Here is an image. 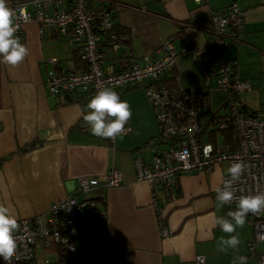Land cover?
Instances as JSON below:
<instances>
[{
	"label": "crops",
	"instance_id": "crops-1",
	"mask_svg": "<svg viewBox=\"0 0 264 264\" xmlns=\"http://www.w3.org/2000/svg\"><path fill=\"white\" fill-rule=\"evenodd\" d=\"M36 1L41 0L8 3L31 7ZM100 1L112 9L116 30L127 34L116 52L107 51L106 67L120 69L143 53L154 56L161 41L171 37L177 49L174 72L178 87H204L208 92L210 109L201 117L205 128L211 115L226 112V92L203 66L212 58L207 31L187 22L205 16L208 10L221 11L231 3L237 4L244 12L241 41L230 43L223 55L233 61L238 78L253 83L256 76L264 74V0L93 3ZM45 6L49 9L51 5ZM15 35L29 51L18 66L0 63V204L8 207L16 219L35 213L45 217L52 201L72 193L78 198L94 199L105 211L104 222L83 226L74 259L59 256L54 243L44 244L37 252L38 258L55 263L69 259L74 264H199L195 257L202 255L204 261L200 264H233L235 257L245 256L247 264H258L257 256L248 249L254 236L248 216L245 225L234 233L240 240L238 248L226 254L217 250L219 239L228 234L213 226L215 219L237 208V204L217 206L215 188L227 170L225 163L209 172L180 174L173 193L166 195L157 188L155 205L152 186L136 178L133 164L134 157L140 156L148 165L154 149L164 146L157 139L154 109L144 89H114L131 107L132 117L127 123L130 132L115 137L112 143L93 136L83 119L89 101L79 99L77 94H72L73 100L64 95L52 96L44 85L42 73L52 67L53 58L69 68L82 67L74 46L53 30L39 34L35 22L25 23ZM252 83L249 90L239 94V103L249 111H258L264 109V102ZM250 95L259 96V100L252 101ZM257 101L259 107H255ZM32 141L36 147L24 150ZM110 168L122 172L120 185L105 183L104 174ZM79 176L89 178L91 188L85 193L78 192ZM162 226L168 234H161ZM258 244L257 252H261Z\"/></svg>",
	"mask_w": 264,
	"mask_h": 264
},
{
	"label": "built area",
	"instance_id": "built-area-1",
	"mask_svg": "<svg viewBox=\"0 0 264 264\" xmlns=\"http://www.w3.org/2000/svg\"><path fill=\"white\" fill-rule=\"evenodd\" d=\"M195 1L205 3L207 0ZM8 4L17 13L16 34L21 32L25 23L35 22L39 34L53 30L66 37L82 62L80 68H69L59 60L51 59L52 67L42 73L48 94H77L82 100L89 101L103 88H144L154 109L158 140L165 146L154 149L148 165L140 156L134 157L133 164L136 178L152 186L155 205L157 188L166 195L173 193L180 174L209 172L222 163L228 168L238 161L243 162L246 168L235 185L237 199L226 205L237 204L241 195L264 193V109L249 111L240 105L239 94L249 90L251 83L238 78L233 70V61L223 55L230 43L241 41L244 12L237 4L232 3L221 11L208 10L205 14L210 23L208 50L212 54L206 71L226 92V112L213 115L212 123L217 131L231 129L234 145L222 135L221 140L218 137L215 141L208 139V132L201 122V117L210 109L208 92L204 87L171 88L162 79L175 66L177 49L170 37L161 41L154 56L143 53L125 67L109 69L105 64L107 51L116 52L127 39V34L116 30L112 9L102 1L94 4L93 0H41L32 2L31 7L21 2ZM46 4L51 5L49 9ZM130 131L126 124L124 133ZM227 178L226 170L219 186ZM104 180L108 186H118L122 182V172L110 168L105 172ZM90 188L88 177L77 178L78 192L85 193ZM248 218L254 227V236L248 242L249 252L257 256L258 264H264V251L257 252L256 248L257 243L264 242V211L250 213ZM104 221L105 211L97 206L94 199L78 198L68 193L48 205L45 217L42 213H35L17 219L18 228L14 232L17 249L11 264H74L69 259L55 263L47 258H38L37 252L44 244L54 243L63 253L71 254L77 249V239L83 226ZM160 232L166 235L168 229L162 226ZM195 261L200 264L204 258L197 255ZM0 264H5L2 258Z\"/></svg>",
	"mask_w": 264,
	"mask_h": 264
},
{
	"label": "clouds",
	"instance_id": "clouds-1",
	"mask_svg": "<svg viewBox=\"0 0 264 264\" xmlns=\"http://www.w3.org/2000/svg\"><path fill=\"white\" fill-rule=\"evenodd\" d=\"M23 16V12L21 11ZM16 10L12 9L8 0H0V63L12 67L21 64L28 56V48L15 35L18 31ZM27 20L26 16H23ZM87 113L83 116L89 125L93 136L114 139L125 131V125L132 117L131 107L127 101L121 100L119 94L112 88L99 90L88 102ZM246 165L243 162H233L227 168L228 178L222 181V186L215 188L216 201L219 208L231 203L235 197V185L241 180ZM264 211V193L256 195H241L237 200V208L228 211L227 216L215 219L214 227L228 234L221 237L217 243V250L227 253L229 249H237L239 238L234 234L238 227L242 228L247 216ZM230 218V219H229ZM18 228L17 219L11 215L8 207L0 204V258L5 264H11L16 253L17 241L14 236ZM233 264H247V257L237 256Z\"/></svg>",
	"mask_w": 264,
	"mask_h": 264
},
{
	"label": "trees",
	"instance_id": "trees-1",
	"mask_svg": "<svg viewBox=\"0 0 264 264\" xmlns=\"http://www.w3.org/2000/svg\"><path fill=\"white\" fill-rule=\"evenodd\" d=\"M202 22H205V25L202 24ZM191 25H195V26H198L199 28L205 30V31H208L209 27H210V23L207 21L206 19V16H201V17H198L192 21H189L187 22ZM209 23V24H208ZM181 28H183V26H181ZM178 33H176L175 35H178ZM171 38V37H170ZM172 39V38H171ZM78 57V56H77ZM209 62L208 63H203V66L208 69V66H209ZM209 72V71H208ZM209 74L211 75V73L209 72ZM209 75V76H210ZM162 79L167 82L171 88H176L178 87L177 85V82H176V73L174 72V67L169 70L168 72H166V75H164L162 77ZM135 87H139V86H134V87H127V88H135ZM65 97L68 98V100H73V96L72 94H69V95H65ZM82 100V98H79ZM213 115H211L210 117V121L212 122V119H213ZM208 132V139L209 140H212V141H215L216 137H218V134L222 135L225 140L227 142H229L231 145H234V137H233V131L231 129H228L226 131H217L215 127H212ZM36 147V144L34 141L30 142L29 144L25 145L24 146V150L25 149H32ZM96 199V198H95ZM97 199H101V198H97ZM56 249L59 251L58 254L59 256H63V257H67L69 259H74L75 257V252L71 253V254H66L65 252L63 253L61 249H59V247H56Z\"/></svg>",
	"mask_w": 264,
	"mask_h": 264
},
{
	"label": "rangeland",
	"instance_id": "rangeland-1",
	"mask_svg": "<svg viewBox=\"0 0 264 264\" xmlns=\"http://www.w3.org/2000/svg\"><path fill=\"white\" fill-rule=\"evenodd\" d=\"M232 4V3H231ZM230 4V5H231ZM252 83V82H251ZM252 87L254 88V89H256L257 91H258V93H260L261 94V103L262 102H264V74H261L260 76H256L255 77V79H254V82L252 83ZM144 89V88H143ZM244 92V91H243ZM256 96V97H255ZM250 98L252 99V101H254L255 102V100H259V96H257V95H254V96H252L251 97V95H250ZM257 103H258V105H256L255 107H259V105H260V102H258L257 101ZM258 110H260V109H258ZM213 127V123L212 122H210V123H208L207 124V127L205 128L206 130H209L210 128H212ZM154 138V141L155 140H157L158 139V137H157V139H156V136L155 137H153ZM218 140H221V135L220 134H218ZM164 145V144H163ZM165 146V145H164ZM164 146H163V148H164ZM258 250L259 251H264V242H259V244H258ZM50 256H54V255H50Z\"/></svg>",
	"mask_w": 264,
	"mask_h": 264
},
{
	"label": "water",
	"instance_id": "water-1",
	"mask_svg": "<svg viewBox=\"0 0 264 264\" xmlns=\"http://www.w3.org/2000/svg\"><path fill=\"white\" fill-rule=\"evenodd\" d=\"M70 189V188H69Z\"/></svg>",
	"mask_w": 264,
	"mask_h": 264
}]
</instances>
